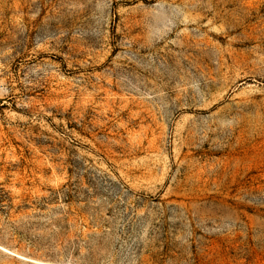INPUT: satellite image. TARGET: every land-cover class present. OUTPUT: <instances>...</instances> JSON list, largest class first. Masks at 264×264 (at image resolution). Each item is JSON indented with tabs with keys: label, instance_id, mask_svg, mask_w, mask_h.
I'll return each instance as SVG.
<instances>
[{
	"label": "rangeland",
	"instance_id": "rangeland-1",
	"mask_svg": "<svg viewBox=\"0 0 264 264\" xmlns=\"http://www.w3.org/2000/svg\"><path fill=\"white\" fill-rule=\"evenodd\" d=\"M0 264H264V0H0Z\"/></svg>",
	"mask_w": 264,
	"mask_h": 264
}]
</instances>
